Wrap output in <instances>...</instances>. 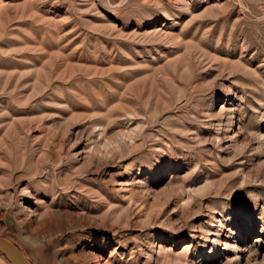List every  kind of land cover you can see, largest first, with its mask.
Returning a JSON list of instances; mask_svg holds the SVG:
<instances>
[{
    "label": "rangeland",
    "instance_id": "374dc122",
    "mask_svg": "<svg viewBox=\"0 0 264 264\" xmlns=\"http://www.w3.org/2000/svg\"><path fill=\"white\" fill-rule=\"evenodd\" d=\"M61 207L81 226L45 236ZM0 236L33 264H264V0H0Z\"/></svg>",
    "mask_w": 264,
    "mask_h": 264
},
{
    "label": "bare ground",
    "instance_id": "6f19581e",
    "mask_svg": "<svg viewBox=\"0 0 264 264\" xmlns=\"http://www.w3.org/2000/svg\"><path fill=\"white\" fill-rule=\"evenodd\" d=\"M90 172H92V171H90ZM73 207H77V206L76 205H73ZM62 216L64 217L65 221H63L64 219L62 218ZM73 216H74V214L70 210H67V209L62 208V207L59 208V209H56V210H47L44 213H42L41 220L39 221V223H40L39 224L40 225V229L42 228V231H43V229L45 230V232H46V234H44L45 236L46 235L47 236H50V235H52L55 232V230H57L58 224H56V223L59 220L60 224H63L62 226L67 227V228L69 227L71 229L74 228L73 230H75V228H77L79 225L81 226V223L80 222L79 223H73L72 222ZM84 216H85L84 217L85 218L84 222H85V224H87L89 226V229L88 230H90L92 228H96V225L92 222V219H90V217L87 215V213ZM103 220L105 222L107 221L104 217H103ZM83 227H84V225H83ZM34 231L35 230H32V229L30 230L29 229L27 231L28 233L26 234L24 240H25V242H32L34 244V246L32 248L34 250H36V249H39V248L42 247V245H38V244L35 245V243H36V241L38 239L42 238L43 236L42 237L41 236L40 237L39 236H36L35 233H34ZM47 240L55 241L56 239H53L52 237L50 239L45 238L43 240V243L42 244H45V242ZM60 257H62V259L60 260V262L62 264H69L70 261H71V259H72L71 256L70 255H67L66 253H64L63 256H60ZM79 260H80V258L78 259V262H79Z\"/></svg>",
    "mask_w": 264,
    "mask_h": 264
},
{
    "label": "water",
    "instance_id": "95a60500",
    "mask_svg": "<svg viewBox=\"0 0 264 264\" xmlns=\"http://www.w3.org/2000/svg\"><path fill=\"white\" fill-rule=\"evenodd\" d=\"M0 252L11 264H33L16 243L4 236H0Z\"/></svg>",
    "mask_w": 264,
    "mask_h": 264
}]
</instances>
